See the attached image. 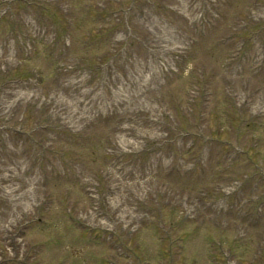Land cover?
<instances>
[{
	"label": "rangeland",
	"instance_id": "rangeland-1",
	"mask_svg": "<svg viewBox=\"0 0 264 264\" xmlns=\"http://www.w3.org/2000/svg\"><path fill=\"white\" fill-rule=\"evenodd\" d=\"M113 141L112 213L159 194L130 235L67 215ZM30 187L36 264H264V0H0V198Z\"/></svg>",
	"mask_w": 264,
	"mask_h": 264
}]
</instances>
